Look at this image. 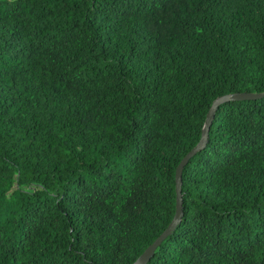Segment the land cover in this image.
<instances>
[{
	"label": "trees",
	"instance_id": "1",
	"mask_svg": "<svg viewBox=\"0 0 264 264\" xmlns=\"http://www.w3.org/2000/svg\"><path fill=\"white\" fill-rule=\"evenodd\" d=\"M264 264V0H0V264Z\"/></svg>",
	"mask_w": 264,
	"mask_h": 264
},
{
	"label": "water",
	"instance_id": "2",
	"mask_svg": "<svg viewBox=\"0 0 264 264\" xmlns=\"http://www.w3.org/2000/svg\"><path fill=\"white\" fill-rule=\"evenodd\" d=\"M259 95L261 94L234 93V94L224 95L213 101L210 109L208 110L206 114V120H205L198 143L181 159V161L177 165L176 173H175L176 207H175L174 216L172 220L170 221V223L168 224V226L164 229V231L137 257V259L132 264H146L150 260V258L153 256L155 248L177 226L181 218V215H182V201H181V195H180L182 169L184 165L187 163V161L190 159V157H192L195 153H197L200 149L204 147L207 141V137H208V129L211 125L214 113L218 105L221 103H225L227 101H231V100L255 98L256 96H259Z\"/></svg>",
	"mask_w": 264,
	"mask_h": 264
}]
</instances>
